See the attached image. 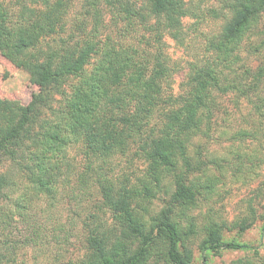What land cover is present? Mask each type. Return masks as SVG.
I'll use <instances>...</instances> for the list:
<instances>
[{
  "label": "trees",
  "instance_id": "16d2710c",
  "mask_svg": "<svg viewBox=\"0 0 264 264\" xmlns=\"http://www.w3.org/2000/svg\"><path fill=\"white\" fill-rule=\"evenodd\" d=\"M143 1L145 12L131 0H85L84 14L90 15L92 26L86 28L80 20L67 29L71 0H16V11L0 0V53L39 76L41 85L26 104L0 97V202L21 192L14 204L18 215L25 216L33 193L53 196L65 174L64 183L73 176L82 190L94 187L95 208L109 212L112 220L109 225L99 213H88L83 254L62 264H194V245L207 264L208 252L252 249L226 239L225 231L242 233L255 221H264V211L249 205L234 220L206 215L199 225L192 211L204 204L220 175L209 174L200 152L196 160L188 152L191 140L211 122L218 94L255 91L264 83V56L255 70L241 68L243 40L258 33L254 30L264 0H228L229 17L208 42L209 58L190 64L178 94L171 87L174 69L162 34L180 38L182 18L194 9L189 0ZM103 5L123 13L126 23L118 39L130 38L133 31L140 45L113 42L111 33L100 35ZM148 17L154 22L142 25L147 29L143 36L139 27ZM65 29L67 37L57 38ZM261 47L263 41L254 50ZM72 79L76 83L68 93ZM55 95L64 97L59 108L52 106ZM260 104L264 117V97ZM68 144L84 156L79 171L67 155ZM131 149L147 163L142 178L130 179L109 165ZM166 179L173 191L152 212L150 204ZM22 182L30 191L21 188ZM2 207L0 224L9 225L13 214ZM30 233V240L39 242L37 227L30 225ZM257 262L240 257L230 264ZM0 264L13 262L0 258Z\"/></svg>",
  "mask_w": 264,
  "mask_h": 264
},
{
  "label": "rangeland",
  "instance_id": "374dc122",
  "mask_svg": "<svg viewBox=\"0 0 264 264\" xmlns=\"http://www.w3.org/2000/svg\"><path fill=\"white\" fill-rule=\"evenodd\" d=\"M131 1L139 10L145 12L141 9L144 5L143 0ZM4 2L14 11L18 10L16 0H4ZM228 2V0H189L188 5L193 7L194 14L182 18L180 38L163 32L164 52L170 67L174 69L171 81L174 94L181 92L190 64L203 63L209 58L208 42L221 30L223 23L228 19ZM86 8L85 0H71L66 14L67 29L80 20L86 22V28L92 26L93 20L90 15L84 14ZM122 14L103 5L100 35L105 37L111 33L115 36L110 35L113 42L126 41L132 45L139 44V34L133 31L128 34L130 38L118 39L117 35L121 33L126 23L121 18ZM148 18V22L142 20L139 27L140 31L144 32L143 36L147 35V29L142 25L154 22L153 18ZM260 18L257 29L254 30L258 33L243 40L241 68L246 65L255 70L263 61L264 12ZM137 27L138 25L135 26ZM58 35L57 38L67 37L66 29ZM262 41L263 47L255 51L254 48L259 47ZM73 83H76V79H72L67 85L68 93ZM40 89L39 76H33L26 70L16 67L0 53V97L17 99L26 104ZM218 95V107L214 111L211 122L203 127L200 136L191 140L188 149L193 160L197 159L198 152L201 153L209 167V174L220 175L214 190L205 200H202L204 204L201 203L200 207L192 211L199 225L206 215L215 220H234L242 215L249 205H253L260 212L264 211V117L260 104V98L264 97V83L261 82L255 91L245 88L240 91H229L225 95L221 94L222 96ZM63 100L64 97L55 95L52 106L59 108ZM242 131H249V135H241ZM67 155L74 163V171H79L82 163L85 162L80 148L68 144ZM6 164L7 162L4 163ZM109 165L117 173L126 174L130 179H138L144 176L147 163L140 155L134 153V149H131L123 156L117 155ZM64 176L65 174L59 178L61 182L57 184L53 196L32 192V204L30 209L25 210V216L18 215L20 212L14 204L15 197L21 192L14 194L11 200L0 202L4 210L13 214L9 225L1 223L2 226H0V258L2 260L8 258L13 264H62L69 258L75 259L83 254L85 249L83 227H85V221H90L88 213H99L109 225L112 224L109 212H99L95 208V188L90 187L88 191L82 190L79 185L76 186L73 176L70 183L62 182ZM202 176L205 175L202 174ZM167 180L162 182V189L150 204L152 212L160 209L164 200L173 191ZM23 187L30 191L25 182L21 184V188ZM263 224L264 221L257 220L242 233L235 230L225 231L226 239H236L247 243L252 249L208 252L206 263L230 264L236 258L249 257L258 261L257 264H264ZM30 225L39 230L40 235L37 240L39 242L33 243L30 240ZM25 237L28 239L25 240ZM255 251H258L259 255ZM193 252L194 264H202L201 252L196 245L193 246Z\"/></svg>",
  "mask_w": 264,
  "mask_h": 264
}]
</instances>
